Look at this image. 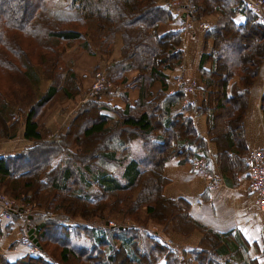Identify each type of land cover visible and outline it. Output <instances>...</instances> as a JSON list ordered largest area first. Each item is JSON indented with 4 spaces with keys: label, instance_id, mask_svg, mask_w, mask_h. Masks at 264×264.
<instances>
[{
    "label": "trees",
    "instance_id": "obj_1",
    "mask_svg": "<svg viewBox=\"0 0 264 264\" xmlns=\"http://www.w3.org/2000/svg\"><path fill=\"white\" fill-rule=\"evenodd\" d=\"M10 1L0 0V138L15 137L23 118L24 138L33 146L0 156V188L19 205L44 213H33L30 221L40 254H26L14 263L1 258L0 264H261V256L264 264V250L253 257L237 235L196 221L189 201L163 194L166 162L175 157L191 161L207 145L193 119L173 111L176 103L167 91L165 70L182 65V31L163 32L161 26L177 18L213 20L199 65L206 98L200 106L187 104L182 110L207 116V136L217 144V164L225 176L249 170L244 119L264 65V23L247 1L188 0L185 19L171 7L181 0L164 5L157 0H31L30 12L21 15L10 9ZM237 16L244 19L238 22ZM92 25L94 45L88 38ZM117 34L123 37L122 59L110 63L107 77L138 89L139 99L122 110L99 98L83 103L69 130L47 139L40 127L44 109L79 92L67 57L81 49L104 60ZM131 70L138 74L128 81ZM157 82L162 88L154 93ZM106 109L119 120L111 123ZM262 110L264 114V92ZM89 113L93 117L87 128L81 136L74 134V126ZM224 113L232 114L225 124ZM37 154L44 155V162L22 169ZM150 223L164 229L171 225L184 237L198 230L202 238L196 248L183 251L181 262L176 249H167L150 233Z\"/></svg>",
    "mask_w": 264,
    "mask_h": 264
},
{
    "label": "crops",
    "instance_id": "obj_2",
    "mask_svg": "<svg viewBox=\"0 0 264 264\" xmlns=\"http://www.w3.org/2000/svg\"><path fill=\"white\" fill-rule=\"evenodd\" d=\"M157 1L159 4L164 5L168 0ZM180 3L183 7L188 1L181 0ZM236 19L238 22H241L244 18L243 16H237ZM212 22V18L207 21V23ZM177 30L182 31L180 49L183 53V60L180 67L165 70L168 77L167 91L171 100L176 103V109L173 108V111L176 113L183 112L185 116L191 117L198 133L207 139V145L206 151H204L205 153L198 152L197 157L191 161H181L178 157H175L166 162L164 176L168 182L163 189V194L170 199L184 198L189 201L191 204L190 213L196 221L218 233L226 234L232 232L233 235H237L239 239L241 238L247 242L249 244L248 252L253 257H257L259 256L258 252L261 253L264 250V213L259 210L257 200L250 190L249 170L240 172L234 178L225 176L221 172L217 164V144L209 140L207 136V116L199 115L194 111L182 110L189 103L188 101L191 97L183 96L181 99H178L177 88L172 83L179 76L184 77L186 80L193 79L196 82L198 80L200 83L199 78L201 73L199 71V65L205 46V40L202 35L203 31L199 29V23H192L190 19L188 21H182L180 18L164 24L162 31ZM209 44L211 45V41H209ZM122 45V38L118 34L115 38L111 54L107 59L105 58L107 65L113 61H120ZM96 62H98V59L95 56L84 55L74 63L73 69L83 78L82 92L92 84L94 76L93 67ZM205 68L209 69L210 65L206 64ZM137 73L135 70L130 71L126 77L128 80H131ZM161 88V82H157L152 91L158 92ZM263 92L264 65L255 85L250 91L249 105L244 119L245 159L250 151L264 148ZM205 98L206 95L202 91V83H200L199 89L195 93L197 105ZM138 99V90L126 89L122 86L111 89L106 88L105 92L99 98L102 103L121 110L125 109L127 104L134 105ZM60 107L62 108V106H58L44 120L45 130L41 129L43 132L56 131L58 127L57 123L60 124L64 120ZM103 113L112 117L111 123L119 120V116L110 110H103ZM24 130L23 122L18 128L15 137L9 140H3L0 143V156L20 153L24 149L33 146V141H28L29 143L19 142L18 137L21 134L24 137ZM201 156H205L212 163V179L201 176L195 171V160ZM28 211L30 210L28 209ZM33 213L34 215H43L44 212L34 211ZM33 213L30 215H27L28 213L13 215L10 219H6L0 215V260L4 258L7 262L14 263L28 254L23 241L27 238L28 231L31 228H35L36 235L35 223L30 222L34 216ZM24 216H26V219ZM168 228L164 229L161 225L150 223L148 229L154 237L163 242L171 240L174 245L172 250L176 249L180 254L179 259L183 257L180 261L184 262L183 251H190L196 248L202 238V233L197 230L191 236L184 237L173 232L171 225ZM259 261L263 264L262 256L259 258Z\"/></svg>",
    "mask_w": 264,
    "mask_h": 264
},
{
    "label": "rangeland",
    "instance_id": "obj_3",
    "mask_svg": "<svg viewBox=\"0 0 264 264\" xmlns=\"http://www.w3.org/2000/svg\"><path fill=\"white\" fill-rule=\"evenodd\" d=\"M188 1V0H187ZM254 1H259V0H254ZM264 1V0H263ZM179 3V6H178V8L176 7V6H174L175 5V3ZM182 3V2H181ZM181 3H180V1H176V2H174L173 4H171V7L173 8V11H175L177 14H178V11H179V9L181 10V12L182 11H184V10H186V7L189 5V3H186L183 7L181 6ZM8 6L10 7V9L12 10V11H14V13L16 14V15H21V13H20V11H22L23 12V14L24 13H28V12H30V10H31V8H32V5H31V0H12V1H10V2H8ZM58 9L60 10V13H63V12H65V7H64V5H63V3L62 2H59V4H58ZM67 16H69V15H67ZM206 25H207V28H206ZM209 23H207L206 21H204V22H200L199 23V29L200 30H202L203 31V33H202V35H203V37H204V40H205V33H206V31H207V29L209 28ZM94 25H92L91 26V28L89 29V34H88V38H90V37H93L92 35H91V33H92V31H93V27ZM163 30V26H161V31ZM118 35V34H117ZM116 35V36H117ZM120 36H121V38H122V44H123V37H122V35L120 34ZM116 38V37H115ZM90 41H91V44H95V41H93L92 40V38H90L89 39ZM80 41H83V40H80ZM114 43H115V41H114ZM123 46V45H122ZM69 54V53H68ZM68 54H67V56H68ZM122 54V53H121ZM84 55H88V56H95L97 59H98V57H97V55H94V54H92L91 52H89V51H83V50H81V49H79V51L78 52H76V53H72V54H69V56L67 57V62H68V64H69V66L72 68V70H73V72L77 75V77H78V80H77V82H76V84L75 85H77L78 86V88H79V92L73 97V98H70V99H66L65 101H63V100H61V101H63V102H57L58 104L57 105H55V106H53V107H51V108H49V107H47V108H45L44 109V115H42L41 117H40V127H41V129L42 130H45V126H44V120L48 117V115H50L51 114V112H53L58 106H62V108H61V114H63V116H64V120L60 123V124H58L57 123V128H56V131H47V132H43L44 134V136L47 138V139H53L54 137H57V138H61V136L62 135H64L68 130H69V125H70V121H71V119H72V117L75 115V113L79 110V108L81 107V104H85V103H87V102H89V101H92V100H94V98H92V99H88L86 102H85V96L87 95V94H89L90 93V91H91V87H92V84L94 83V81H95V78H96V74H97V72L98 71H101L104 75H105V77H106V84H105V88H104V90H103V93L105 92V90H106V88H116V87H124V88H126V89H131V88H127L125 85H121V84H113L112 83V81L111 80H109V78L107 77V67L110 65H107L106 64V60H105V58H104V60H102L101 62L100 61H98V62H96V64L94 65V67H93V73H94V76H93V80H92V84H90V86L87 88V89H85V91L84 92H82V80H83V78L81 77V76H79L76 72H75V70L73 69V67H74V63H76L79 59H81ZM107 59V58H106ZM121 59H122V55H121ZM120 59V60H121ZM109 60V59H108ZM119 61V60H118ZM113 62H115V61H113ZM112 64V63H111ZM131 71H133V70H131ZM135 71H137V70H135ZM130 72V71H129ZM138 72V71H137ZM128 73V72H127ZM127 73H126V75H127ZM138 74V73H137ZM182 77V76H181ZM127 78V77H126ZM183 79H184V81L186 80L184 77H182ZM128 80V79H127ZM132 80V79H131ZM131 80H128V81H131ZM197 80V79H196ZM199 80H200V83H201V76H200V78H199ZM191 80H187V82H190ZM192 81H193V79H192ZM173 84H174V86L177 88V93H183V95L185 96V97H187V96H190L191 98H190V100H191V102L193 103V105H197V101H196V99H195V93L198 91V89H199V86H200V83H199V81L197 80V89H195V91H194V93L193 92H188V93H184L183 91H182V87L176 82V80H174V82H172ZM67 84V83H66ZM220 84V82L219 83H217V90H219L220 91V93H219V95L221 94V89H220V86H218ZM155 85V84H154ZM154 87V86H153ZM161 87V86H160ZM134 90H138V89H134ZM216 90V91H217ZM139 91V90H138ZM157 92V91H156ZM156 92H154V93H156ZM83 96H82V95ZM218 95V94H217ZM219 95L217 96V97H219ZM77 97H78V99H77ZM59 98H62V99H64V96H62V95H59ZM200 104L201 103H199L198 104V106H200ZM192 105V106H193ZM17 117V116H16ZM16 117H14L13 118V121H15L16 120ZM91 117H93V115L92 114H87V115H85V116H82V118L79 120V122L74 126V128H73V132H74V134L76 133H78V134H80L79 136H81L82 135V133H83V130H84V128H87V126H88V124H89V119H92ZM232 114L231 113H224V115H223V118H222V123L223 124H225V119H230V120H232ZM18 121H21L19 124H18V126H17V129L20 127V125H21V123H23L24 122V120H23V118H20ZM19 142L20 143H29V142H31V141H26L25 139H24V137H23V135L21 134L19 137ZM98 139H99V141L101 140V137L99 136L98 137ZM3 140H9V139H5V138H0V143H2L3 142ZM76 148L73 146V147H71V150H75ZM44 160H45V157H44V155H40V154H37L36 156H34V159L31 161V163H29L28 165H26V166H23V168L22 169H29L30 167H31V165H32V167L33 166H35V165H39V164H41V163H43L44 162ZM31 167V168H32ZM16 169V168H15ZM0 192L2 193V192H4V188H0ZM5 193V192H4ZM6 194V193H5ZM7 196H9L10 197V195H8V194H6ZM10 198H12V197H10ZM13 199V198H12ZM14 201H16L15 199H13ZM16 204H20L18 201H16ZM29 209V208H28ZM30 211H26L25 209H24V213H28L27 215H29V214H32L34 211L30 208L29 209ZM23 213V214H24ZM26 215V216H27ZM26 216H24V218L26 219ZM128 223H131L130 221L128 222ZM154 224V223H153ZM57 232V230H54V233H56ZM58 234V233H57ZM56 234V235H57ZM167 240V239H166ZM165 242H169L173 247H174V245H173V242L171 241V240H168V241H165ZM172 242V243H171ZM182 259V258H181Z\"/></svg>",
    "mask_w": 264,
    "mask_h": 264
},
{
    "label": "built area",
    "instance_id": "obj_4",
    "mask_svg": "<svg viewBox=\"0 0 264 264\" xmlns=\"http://www.w3.org/2000/svg\"><path fill=\"white\" fill-rule=\"evenodd\" d=\"M246 1L248 9L251 10L253 14L257 15L260 21L264 23V1ZM174 6L178 8L179 3H175ZM180 13L181 10L179 9L178 14ZM176 82L182 87V91L184 93H194L195 89L197 88V82L195 80L187 82L186 80L184 81L182 77H178L176 79ZM105 84V75L101 71H98L96 74L95 81L92 84L90 93L84 97L85 102L88 99L99 98L103 93ZM246 159L249 165L250 190L257 200L259 210L264 213V148L250 151ZM194 168L199 175L208 178L210 177V179H212V164L205 156H201L195 160ZM24 209L28 211V208H26L25 205L16 204V201H14L12 198L7 196L4 192H0V215L2 217L10 219L13 214L24 212ZM23 244L25 245L26 251L29 255L36 256L40 252L39 246L28 238L23 241ZM164 245L167 249L173 248V246L169 242H164Z\"/></svg>",
    "mask_w": 264,
    "mask_h": 264
},
{
    "label": "water",
    "instance_id": "obj_5",
    "mask_svg": "<svg viewBox=\"0 0 264 264\" xmlns=\"http://www.w3.org/2000/svg\"><path fill=\"white\" fill-rule=\"evenodd\" d=\"M182 19H185L186 18V13L184 12L182 15H181ZM108 224V223H107ZM28 236L29 238L34 242L36 243L39 247H41V244L38 240V238L36 237L35 235V228H31L29 231H28Z\"/></svg>",
    "mask_w": 264,
    "mask_h": 264
}]
</instances>
